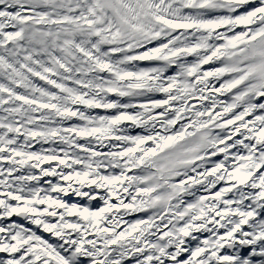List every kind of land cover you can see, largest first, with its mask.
Listing matches in <instances>:
<instances>
[{"label":"snow or ice","instance_id":"1","mask_svg":"<svg viewBox=\"0 0 264 264\" xmlns=\"http://www.w3.org/2000/svg\"><path fill=\"white\" fill-rule=\"evenodd\" d=\"M0 264H264V0H0Z\"/></svg>","mask_w":264,"mask_h":264}]
</instances>
